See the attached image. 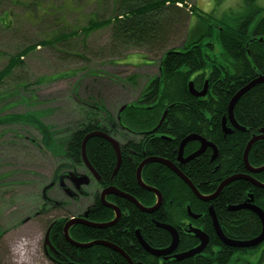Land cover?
Segmentation results:
<instances>
[{"label": "trees", "instance_id": "trees-1", "mask_svg": "<svg viewBox=\"0 0 264 264\" xmlns=\"http://www.w3.org/2000/svg\"><path fill=\"white\" fill-rule=\"evenodd\" d=\"M97 2H111L114 13L101 17L97 12L79 30L59 33L51 40H43L40 43L54 47L79 35L86 39L95 31L110 28L113 44L110 49L111 53L116 55L122 48L145 47L152 50L164 47L170 32L179 30L191 15H197L205 21L196 5H188L189 0ZM255 15L256 13L248 12L238 19L234 26L226 25L219 30L216 38L230 59L227 65L219 63L204 50L205 44L202 40L206 32L195 37L196 34L189 31L185 43L180 48L168 49L163 53L159 76L150 79L135 103H127L123 109H119L115 117L100 103H95L93 108L85 111L83 118L71 130L64 152L75 166L74 169L84 166L82 142L85 136L95 130H102L118 138L114 125L117 124L125 129L127 137L125 145L122 146V163L116 174L114 171L117 167V154L113 145L105 138L95 136L88 140V159L101 176L102 184L120 188L147 207L154 205L156 194L140 186L136 176L139 165L146 158L160 157L172 161L203 195L214 193L222 181L234 174L248 173L244 163L246 146L253 135L259 134L264 128V82L244 93L235 105L234 117L245 130L233 128L232 133L226 134L222 121L228 116V106L233 96L253 79L264 75V16L254 22ZM52 17L60 24L63 22L60 10H56ZM202 25L199 24L200 27ZM36 47L34 44L26 46L19 53L10 55L7 63L0 69V89L14 72L22 67L23 57ZM208 67L209 72L206 71ZM191 80L197 90H203L208 81L205 96L199 97L190 92ZM26 87L27 85H24L25 89ZM14 117L32 121L28 119H32L31 115L26 113ZM39 122L34 124L40 130L42 123ZM227 125L232 127L230 121ZM190 134L201 135L214 143L218 149L217 158L212 159L213 149L209 147L202 155L187 163L178 161L181 142ZM199 144L198 141L189 142L185 146V154L195 152ZM249 162L253 167L264 165V140L253 144ZM252 176L264 183V171ZM142 179L146 185L155 187L162 193L163 201L159 209L145 212L127 198L117 197L119 206L129 208L130 213L122 218L115 231L77 224L71 229L73 237L77 240H91L109 236L117 243H122L125 239L123 237H126L127 241L136 240L135 230L140 228L145 239L157 245H164L171 241L172 236L160 225L172 223L178 226L180 218L189 216L190 208L193 213L201 215V225L210 237L211 246L219 248L215 251L210 246L206 255L189 257L175 264H235V254L239 249L221 242L214 229L209 207L213 206L222 231L231 239H251L262 230V222L254 211L246 208L229 209L246 202L252 194L255 203L264 210V188L255 186L249 180H234L225 186L215 199L205 202L198 199L190 187L161 162L154 161L145 165ZM48 203L53 208L58 206L50 198L45 207ZM91 212V219L105 220L112 217L111 209L100 202ZM67 220L68 218L58 220L53 226V240L57 244H61L63 227ZM182 241L181 238L180 249L186 250L189 243L183 245ZM197 241V238L192 236V242L196 244ZM67 245L74 252L78 250L72 244ZM80 253L83 264H88L97 258L104 260L114 252L107 247L92 245L81 249ZM146 254V251H143L139 257L143 258L142 255ZM242 255L245 264V259L251 257V252L243 249ZM263 260L264 255L258 264H264ZM149 261V264H158L154 259V262Z\"/></svg>", "mask_w": 264, "mask_h": 264}, {"label": "rangeland", "instance_id": "rangeland-1", "mask_svg": "<svg viewBox=\"0 0 264 264\" xmlns=\"http://www.w3.org/2000/svg\"><path fill=\"white\" fill-rule=\"evenodd\" d=\"M188 5H196L205 21L191 15L179 30L170 32L164 47L122 48L114 55L110 28L95 31L86 39L79 35L54 47L40 43L59 33L79 30L97 12L101 17L111 16V2L0 0V69L10 55L26 46H37L23 57L22 67L0 89V233L9 230L6 240L11 241L18 264L37 261L35 252L48 220L79 214L89 204L84 196L79 202L73 200L56 183L59 174L75 168L69 167L73 164L64 152L69 134L83 113L100 103L115 117L122 106L135 103L150 79L159 76L163 53L180 48L189 31L195 37L206 32L204 50L227 65L230 59L216 38L221 27L234 26L248 12L256 13L254 22L264 16V0H189ZM56 10L63 14L61 24L52 17ZM24 113L30 114L32 119H28L32 121L14 119ZM38 122L43 127L40 125V130L34 124ZM50 183V200L62 201L63 205H49L44 216L23 224L26 216L40 210L42 189ZM96 187L92 182L84 190L91 193ZM16 210L19 223L12 215Z\"/></svg>", "mask_w": 264, "mask_h": 264}, {"label": "flooded vegetation", "instance_id": "flooded-vegetation-1", "mask_svg": "<svg viewBox=\"0 0 264 264\" xmlns=\"http://www.w3.org/2000/svg\"><path fill=\"white\" fill-rule=\"evenodd\" d=\"M114 125H115V128L117 129L116 134L118 135V137H120V140L116 139V138L115 139L118 140L120 143V149H121V154H122V146H124L126 143L125 142V139L127 137L126 131H125V129L123 130V128L119 127V125H117V124H114ZM198 147H200V144ZM187 155L188 154H185V156H187ZM68 165H69V167H75L74 165H71V164H68ZM71 171H76L77 173H75V174H78V175H83V174L89 175L90 176V183L89 184H91L93 182L97 185V187L91 193H88L84 190V187L87 185L82 186L80 189H78L76 187V185L69 178H67V176L70 173H72ZM71 171L67 170V171L59 174L57 176V178H58V180L56 182L57 185H59V187L65 192V194H67L73 200H75L77 202L80 201V198L82 196L86 197L87 199L89 198V204L79 214H74V215L67 216V217H63V216L56 217L53 220H48L46 222L47 224L44 225L43 228H42V226H40L42 228V231H43V238H42V240L40 239L38 242V250L35 252V254L37 255V257H36L37 261L33 262V264H83V259L80 258V255H81L80 250L87 248V247H90L92 245H99V246L110 248L111 250H113L114 253L110 254L104 260L100 261V258H97L96 260H92V261L88 262V264H149V262H150L149 260L153 261V259H154V261H157L158 264H175L176 262L180 261L176 258V255L181 254L185 251H189L193 248H196L197 246H199L201 244L200 239L197 238L193 233L189 232V229L191 228V226L195 227V228L202 229L204 231V227H203V225H201V215H199V214H196V215H198L197 217H192L189 214V216H187V217L180 218L178 226H175V224H172V223L169 224L178 230L179 243H178V246L175 250H173L172 252H169L167 254H160V255L153 254L152 252L148 251V249L142 244L141 239L144 240V242L147 243L152 249L162 250V249L168 248L171 245L172 238H171V241H168L164 245H162V244L157 245L156 243L150 242L147 239H145V237L141 233L140 228H136V230H135L136 240H133V241H136V242L129 241L132 239H128L130 244H128L126 237H123L125 239H123L124 241H122V243L121 242L117 243L115 240H113L109 236L104 237V238H95V239H91V240H80V239L77 240V239H75L73 237V235L71 234L72 233L71 229H73V226H75L77 224L89 225L88 223L97 224L94 227L101 228L104 230H109V231L113 232L117 229L122 218L124 216H127L130 213V210H129V208H127V209L123 208V207L121 208L119 206V202L116 199L117 197H121V196L115 195L113 193H107L105 195V202L103 201L102 193L106 189H108L110 187H116V186H113L110 184L109 185L102 184L101 183L102 182L101 176L99 175V178L94 177V175L86 167L85 164L83 167H81L79 169L73 168ZM114 174H116V173H114ZM63 178H65V179L63 180ZM52 183L44 186L42 189V192L40 195L41 204L38 207V209H40V210H38V211L36 210L35 212H33L32 215L26 216V218L23 221V224L27 225L31 221L32 222L35 221V219L37 217L45 215V211L47 210V207H45V203L50 198V196L48 195V191L50 190V188H52L51 187ZM2 187L3 186H1L0 188H2ZM67 187H70V188H67ZM116 188H118V187H116ZM66 189H69L70 193H68L66 191ZM118 189L120 191H122L120 188H118ZM4 190H7V189H4ZM126 194H129V193H126ZM88 195L89 196L91 195V197H88ZM157 200L158 199L156 198V202L154 203L153 206H155L157 204ZM99 202L103 206H105L106 208L111 209L112 217L105 219V220H101V219L97 220V219H91L90 218V214L92 213L91 212L92 208H94L95 205L98 204ZM138 202L141 205H143L139 200H138ZM63 203L64 202H62V201L57 202L58 206L59 205L62 206ZM107 204H109V205H107ZM47 206H49V203ZM143 206L147 207L145 205H143ZM153 206H151V207H153ZM161 206H162V203L159 205V207L157 209H159ZM15 207L18 208V206H15ZM193 214H195V213H193ZM12 215L16 217L15 222L19 223V220H18L19 215H18L17 210H16V212L12 213ZM65 218H68L67 222L72 220V219H78V218L83 220V222L73 224L69 228V235L75 243L84 244L85 246L79 247L76 244H73L72 242H68L67 237L65 235V226H66L67 222L65 223V225L63 227V234H62L63 238L60 241L61 244H57L53 240V235H52V231L54 228L53 226L56 225V222L58 220H62ZM8 231L9 230L6 229L5 231H2L0 233V264H18V261L15 257V254L11 248V241L6 240L7 233H9ZM182 235H183V237H182ZM192 236L197 238L198 241L196 244H194L192 242ZM181 238L183 240L182 241L183 245H186L189 243L188 248L186 250L180 249L179 244H180ZM67 243L72 244V246H74V247H77L78 250H76L74 252L67 245ZM192 244H194V245L191 246ZM210 246H211V242H210V237H209V242H208L207 246L205 247L204 251H202L200 254H197L194 256L206 255L208 248ZM211 247H213V250H215V251H216V249L219 248L217 246L214 247L213 245ZM236 249H239V252L235 254V259H236L235 264H243V255H242L243 249L242 248H236ZM247 250H249L251 252V257L248 259H245V264H258V262L261 259V256L264 255V242L260 246L255 247L254 249L248 248ZM143 251H146L147 254L142 255L143 258H141L139 256H141ZM77 257H78V259H75ZM107 258H109V259H107ZM26 261H28V260H26ZM19 263H24V262H19ZM27 263H29V262H25V264H27Z\"/></svg>", "mask_w": 264, "mask_h": 264}, {"label": "water", "instance_id": "water-1", "mask_svg": "<svg viewBox=\"0 0 264 264\" xmlns=\"http://www.w3.org/2000/svg\"><path fill=\"white\" fill-rule=\"evenodd\" d=\"M261 82H264V75H259L258 77L253 79L251 82H249L247 85H245L243 88H241L233 96V98L231 99L229 106H228V116H225L223 118V121H222V127H223V130L226 134L232 133L233 128L245 130V128L240 126L239 123L236 121V119L234 117V108H235L237 101L239 100V98L244 93H246L253 86H255ZM207 86H208V81H206L205 88L203 90H197L194 87V82L192 80L189 82L190 92L196 96H199V97L206 95ZM123 107H125V106H123ZM123 107L121 109H123ZM228 121H230L232 127L227 125ZM95 136L105 138L115 148L117 158H118L117 167L114 171V173H116L118 171V169L120 168V165L122 163V154H121V149H120V143L114 137H112L111 135H109L108 133H106L102 130H95L93 132H90L83 139V142H82V159H83L84 164L91 171V173L94 175V177L99 178V174L95 170V168L91 165V163L88 159V156H87V152H86V146H87L88 140L92 137H95ZM259 140H264V128L260 130L259 134L253 135V137L250 139V141L248 142V144L246 146V149L244 152V163H245V166L248 170V173L234 174V175L226 178L218 186L217 190L210 195L201 194L200 191L197 189V187L190 181V179H188V177L172 161L167 160V159H163L160 157H149V158H146L145 160H143L141 162V164L139 165V167L137 169L136 176H137V181L140 184V186H142V187L146 188L147 190L152 191L156 194L158 200H157V204L155 206L144 207L143 205H141L138 202V200L134 196L126 194V193L120 191L116 187H110V188L106 189L102 193V199L105 202V195L107 193H113L115 195L129 199L131 202L135 203L140 209H142L145 212H153L154 210H156L163 201L162 193L157 188L146 185V183H144V181L142 179V170H143L144 166L147 165L148 163L154 162V161L161 162V163L167 165L172 171H174L190 187V189L193 191V193L196 195V197L198 199L205 201V202H209V201L215 199L220 194V192L224 189L225 186H227L230 182L237 180V179H246V180L251 181L255 186L264 188V183L260 182L259 180H257L256 178H254L252 176V174H254V173L263 172L264 171V165L259 166V167H253L249 162L250 150H251L253 144ZM191 141H198L200 143V147L195 152L189 154L188 156H185V146ZM209 147L213 149L212 159H216L218 156V149L214 143L207 140L206 138H204L201 135L190 134L189 136L184 138L183 141L181 142V145L179 148V154H178V161H180L181 163H187V162L195 159L196 157L202 155L206 151V149ZM68 178L76 185V187L78 189H80L82 186L89 185V183H90V176L87 174L78 175V174H75L72 172L68 175ZM66 191L68 193H70L69 189H66ZM107 205H109V204H107ZM242 208L250 209V210L254 211L259 216V218L262 222V230H261L259 235H257L256 237H253L251 239H247V240H235V239H231V238L227 237L224 234V232L222 231L220 223H219L218 218H217V215L214 211L213 206L211 205L209 207V214L212 218V223H213V226L215 228V231H216L219 239L221 240V242L227 246H230L233 248H242V249L258 247L264 242V210L255 203V200H254V197L252 194H250V196L246 202L235 205V206H231L229 209L230 210H236V209H242ZM188 212H189L190 216H192V217L198 216L196 214H193L190 208H188ZM79 222H83V220L78 218V219H72V220L68 221L66 226H65V235L70 242H72L73 244H76L79 247H83V246H85L84 244L75 243L69 235V228L73 224H76ZM88 224L90 226H96L97 225V224H90V223H88ZM160 226L167 229L171 233L172 242L168 248L162 249V250H154L147 243H145L144 240L141 239L142 244L148 249V251L152 252L153 254H157V255L167 254L169 252H172L173 250H175L177 248L178 243H179V233H178V230L176 228H174L172 225H169V224H161ZM189 232L193 233L197 238H199L201 241V244L199 246H197L196 248H193L189 251H186V252H183L181 254L176 255V258L178 260H183V259L192 257L194 255L200 254L202 251H204L205 247L207 246V244L209 242L208 235L202 229L195 228V227L191 226V228L189 229Z\"/></svg>", "mask_w": 264, "mask_h": 264}, {"label": "bare ground", "instance_id": "bare-ground-1", "mask_svg": "<svg viewBox=\"0 0 264 264\" xmlns=\"http://www.w3.org/2000/svg\"><path fill=\"white\" fill-rule=\"evenodd\" d=\"M115 149V148H114ZM116 151V150H115ZM68 240V239H67ZM68 242H70L69 240H68ZM93 243V242H92ZM186 252V251H185Z\"/></svg>", "mask_w": 264, "mask_h": 264}, {"label": "crops", "instance_id": "crops-1", "mask_svg": "<svg viewBox=\"0 0 264 264\" xmlns=\"http://www.w3.org/2000/svg\"><path fill=\"white\" fill-rule=\"evenodd\" d=\"M141 92H142V90H141ZM141 92H140V94H141ZM139 97H140V95H139Z\"/></svg>", "mask_w": 264, "mask_h": 264}]
</instances>
